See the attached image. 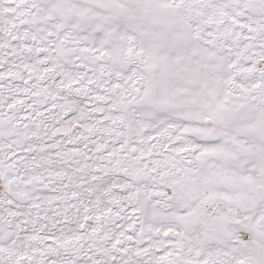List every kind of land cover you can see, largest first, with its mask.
<instances>
[{
	"label": "snow or ice",
	"instance_id": "6c2138e0",
	"mask_svg": "<svg viewBox=\"0 0 264 264\" xmlns=\"http://www.w3.org/2000/svg\"><path fill=\"white\" fill-rule=\"evenodd\" d=\"M0 264H264V0H0Z\"/></svg>",
	"mask_w": 264,
	"mask_h": 264
}]
</instances>
